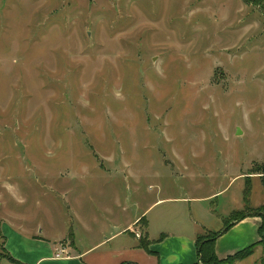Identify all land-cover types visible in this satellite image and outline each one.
I'll use <instances>...</instances> for the list:
<instances>
[{"label":"rangeland","instance_id":"obj_1","mask_svg":"<svg viewBox=\"0 0 264 264\" xmlns=\"http://www.w3.org/2000/svg\"><path fill=\"white\" fill-rule=\"evenodd\" d=\"M263 166L264 0H0L1 257L8 227L84 251L146 217L96 253L195 264L239 175L264 213Z\"/></svg>","mask_w":264,"mask_h":264},{"label":"crops","instance_id":"obj_2","mask_svg":"<svg viewBox=\"0 0 264 264\" xmlns=\"http://www.w3.org/2000/svg\"><path fill=\"white\" fill-rule=\"evenodd\" d=\"M241 177L245 181L247 176L241 174L239 175V178ZM244 188H245V184H244ZM244 188H243V192H244ZM263 204L264 202L254 206L259 207L262 206ZM243 207H244V196H243ZM232 213H230V215ZM144 219H146V217L137 218L132 224L127 226L124 230L119 232V230L117 229L116 230L118 231L117 234L112 235L110 238H104L100 243L95 244L89 248H86L84 251H80L75 246V242L73 246H69V244H65L63 245V247L66 249L68 255L62 259L55 258V253L57 249L60 246H62V244H59L58 242H54L52 244L50 242L51 241L50 237H44L37 234H28L24 231L17 230L15 228L13 230L10 227H8V229H5L3 232L4 255L13 258L14 260L18 261L21 264H125L123 257V255L125 254L124 250L117 249L113 251L109 250L102 253H96V252L100 246H103L107 242L115 239L119 234L135 233L134 230H136V228L140 226L141 221ZM262 223L263 222L260 217H249L237 223L235 226H233L228 232H226L222 237H220L216 241L215 249L217 256L220 259H224L229 256H233L236 253L250 247L251 245L260 242L259 230L262 226ZM69 233L70 232H68V235ZM146 233H147V228H146ZM234 234H237L236 236H238V239L236 238L237 241L236 246L232 248L224 249L221 243L223 242V240L231 236L233 237ZM74 235L77 236L76 233H74ZM137 248L145 251L149 256L154 257L155 255V252H153V246L149 247L151 253H148L146 250L140 248L139 245H137ZM140 255L144 256L142 255V252L140 253ZM0 259H4V258L0 257ZM152 259L153 258L150 259L151 262L153 261ZM152 264L154 263L152 262Z\"/></svg>","mask_w":264,"mask_h":264},{"label":"trees","instance_id":"obj_3","mask_svg":"<svg viewBox=\"0 0 264 264\" xmlns=\"http://www.w3.org/2000/svg\"><path fill=\"white\" fill-rule=\"evenodd\" d=\"M251 174H260L261 175V182L264 186V166L262 168L255 169ZM251 194H252V187L251 182L248 178L245 180V188L243 192L244 196V210L242 212H238L236 214V218H231L230 216L225 221V229L220 232H210L212 235H210L209 238H204L202 235H198L196 239V246H197V262L195 264H220L222 262L217 254H216V241L222 237L226 232H228L233 226H235L237 223L245 220L249 217H260L262 219V226L259 230L260 238L262 239L260 242L251 245L250 247L236 253L233 256H229L227 259L231 260L232 262H241L248 257H250L257 246L264 243V213L261 211H251ZM262 209H264V205L262 206ZM255 210V209H253ZM258 210V209H256ZM234 214V213H233ZM145 220V219H144ZM143 221V220H142ZM141 221V222H142ZM146 244H144L142 239L139 240V247L146 250L148 253H151L149 247L151 245L149 239H147ZM153 254V253H152ZM1 257V256H0ZM1 258L7 259L8 261L12 262L13 264H21L18 261L14 260L13 258L3 255ZM126 264V263H125Z\"/></svg>","mask_w":264,"mask_h":264},{"label":"built area","instance_id":"obj_4","mask_svg":"<svg viewBox=\"0 0 264 264\" xmlns=\"http://www.w3.org/2000/svg\"><path fill=\"white\" fill-rule=\"evenodd\" d=\"M67 255H68V253H67L66 249L63 246H61L57 249V251L55 253V258L56 259H62Z\"/></svg>","mask_w":264,"mask_h":264},{"label":"water","instance_id":"obj_5","mask_svg":"<svg viewBox=\"0 0 264 264\" xmlns=\"http://www.w3.org/2000/svg\"><path fill=\"white\" fill-rule=\"evenodd\" d=\"M240 134H241V130L238 129V130H237V135H240Z\"/></svg>","mask_w":264,"mask_h":264}]
</instances>
